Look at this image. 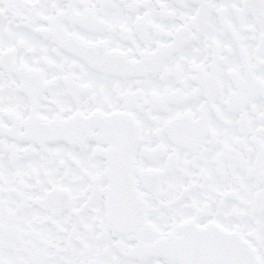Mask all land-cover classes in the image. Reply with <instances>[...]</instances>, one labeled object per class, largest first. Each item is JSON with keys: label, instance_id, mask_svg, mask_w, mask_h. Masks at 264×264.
Instances as JSON below:
<instances>
[{"label": "snow or ice", "instance_id": "snow-or-ice-1", "mask_svg": "<svg viewBox=\"0 0 264 264\" xmlns=\"http://www.w3.org/2000/svg\"><path fill=\"white\" fill-rule=\"evenodd\" d=\"M0 264H264V0H0Z\"/></svg>", "mask_w": 264, "mask_h": 264}]
</instances>
